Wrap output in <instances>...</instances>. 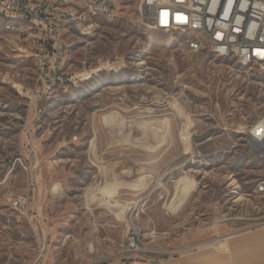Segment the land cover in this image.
Segmentation results:
<instances>
[{
	"label": "rangeland",
	"instance_id": "obj_1",
	"mask_svg": "<svg viewBox=\"0 0 264 264\" xmlns=\"http://www.w3.org/2000/svg\"><path fill=\"white\" fill-rule=\"evenodd\" d=\"M141 2L63 29L71 79L42 96L38 30L0 16V264L211 252L203 264H264V154L247 137L264 116V71L189 49L190 30L147 29ZM171 169L168 194L151 193ZM132 224L159 252L126 251ZM215 224L249 231L229 252H179L214 238Z\"/></svg>",
	"mask_w": 264,
	"mask_h": 264
},
{
	"label": "built area",
	"instance_id": "obj_2",
	"mask_svg": "<svg viewBox=\"0 0 264 264\" xmlns=\"http://www.w3.org/2000/svg\"><path fill=\"white\" fill-rule=\"evenodd\" d=\"M97 9H106L116 17L119 0H0V13H26L44 28V39L38 43L35 53L42 81V86L35 90L38 95L48 94L49 85H62L71 79L63 68L62 32L53 29V21L73 17L75 24L80 23L82 17H95ZM214 11H224L223 29L207 25V17H212ZM140 14L149 30L172 33L177 27L191 28L189 49L196 52L204 49L198 38L199 27H207L206 35L212 38L211 48H225L228 56L240 58L242 62L259 60L260 69L264 71V56H258V47L264 46V0H142ZM247 137L258 154H264V116L252 124ZM172 169L150 182L151 193L159 197L168 194L172 178L168 175ZM258 188L264 190V187ZM22 198H10V203L18 206ZM141 231L136 224L129 226V251L139 254L145 249Z\"/></svg>",
	"mask_w": 264,
	"mask_h": 264
},
{
	"label": "bare ground",
	"instance_id": "obj_3",
	"mask_svg": "<svg viewBox=\"0 0 264 264\" xmlns=\"http://www.w3.org/2000/svg\"><path fill=\"white\" fill-rule=\"evenodd\" d=\"M98 14L105 16L107 18H114V15L111 12L106 11V9L95 10V15H98ZM0 16H2L3 18L9 19L11 21L12 20L24 21V22L26 21V22L31 23L38 30V43L41 42L42 39H44V28L42 26L38 25L37 22L34 21L33 16L28 15L26 13H0ZM70 24H75V20H73V17H64L61 19V21H53V29H55L56 32H61L64 28H66ZM207 25H209V27L214 28V29H223V27H224V11H214L212 13V17H207ZM178 28H181L182 31H186V30L191 31V28L177 27V29ZM206 34H207V27H199L198 38L201 39V44L202 45H208L211 48L212 47V38H210V36H208ZM188 46L190 48V40L188 41ZM191 50L195 51L196 49H191ZM211 50L215 54H217L218 56H228L227 55V49H225V48H211ZM258 56H264V46L258 47ZM237 59L239 62H241L244 65L254 64L260 68L259 60L244 59V61L242 62V60L240 58H237ZM65 63H66V50L64 47V50H63V68L65 67ZM38 67H39V65H38ZM55 86L56 85H49L48 91L52 92L54 90ZM166 127H167L166 138H168L169 133H170L169 125L167 124ZM259 186L264 187V184H260ZM159 188L162 189L163 185L159 186ZM258 190H263V189H258ZM103 196H106V194L104 193ZM108 196H109V193H108ZM142 199L143 198H139V201ZM9 201H10V198H9ZM101 202H102V205H104V206H109L111 208H115V204L111 203L109 200H107L105 198H101ZM94 203L95 202L92 201V205ZM127 206H128V204H125V203H122L120 205L119 210L121 212V215L125 216ZM111 208H109V209H111ZM214 227H215V229H217L216 224ZM141 237H142V231H141ZM216 237H217L216 240H212V241H209L207 243L200 244L198 246H203V245L215 246L216 243H220L221 245L226 244V237L227 236L218 239L220 237V235L217 233ZM223 248L226 251L228 250V248H226L225 245ZM0 250H1V244H0ZM126 251H129V249ZM144 252H159V250L150 249V248L145 247V249L141 253H144ZM141 253H139V254H141Z\"/></svg>",
	"mask_w": 264,
	"mask_h": 264
},
{
	"label": "crops",
	"instance_id": "obj_4",
	"mask_svg": "<svg viewBox=\"0 0 264 264\" xmlns=\"http://www.w3.org/2000/svg\"><path fill=\"white\" fill-rule=\"evenodd\" d=\"M119 196V195H118ZM116 196V197H118ZM214 226V225H213ZM213 229H215V227H213ZM220 226H217V229H215L216 231V235L214 238H217V233L220 235V238L222 237H226V244H224L226 246V248H228V250H224V245H221L220 243H216L215 246H209V245H203V246H198L200 244H204L207 241H210L212 239H208L205 241H201L196 245L184 248L179 250V252H191L193 251L195 248L198 250H202V249H207V248H215V249H219V250H224L225 252H229L230 251V246H229V241L233 238H236L237 236H240V234H242L243 232L249 231V229H247L246 231H234V232H230V233H225L222 234V231L220 229ZM178 251V250H177ZM218 254L216 252H211V253H202L196 256H190V255H185V254H181L180 256H163V257H155V258H147L144 256L141 257H136L133 259H129V260H120V261H113L107 264H203V262L209 261V260H218Z\"/></svg>",
	"mask_w": 264,
	"mask_h": 264
}]
</instances>
